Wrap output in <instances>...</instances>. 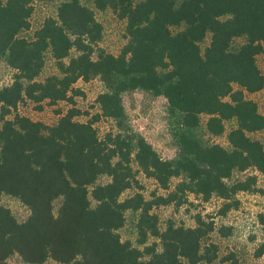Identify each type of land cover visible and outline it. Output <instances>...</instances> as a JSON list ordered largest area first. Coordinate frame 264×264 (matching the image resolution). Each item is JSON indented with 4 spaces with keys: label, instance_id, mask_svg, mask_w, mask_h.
<instances>
[{
    "label": "trees",
    "instance_id": "16d2710c",
    "mask_svg": "<svg viewBox=\"0 0 264 264\" xmlns=\"http://www.w3.org/2000/svg\"><path fill=\"white\" fill-rule=\"evenodd\" d=\"M92 3L61 1L25 38L32 0H0V61L15 71L0 87V200L15 198L28 210L18 221L0 203V264H12L13 256L25 264H224L210 238L212 217L198 213L192 226L172 219L162 226L154 211L178 210L194 196L221 200L225 215L238 208L239 194L264 196V146L251 137L264 133V115L246 97L264 89L257 64L264 0ZM95 10L124 22L125 43L116 55L100 47ZM236 39L243 42L233 48ZM47 54L57 74L38 81ZM93 79L103 86L97 113L80 122L74 98L83 93L75 85ZM137 91L166 100L173 157L162 158L125 127L123 98ZM25 99L38 109L44 102L70 107L46 124L15 112ZM101 120L115 124L102 137L94 127ZM200 130L226 134L227 146L210 143ZM140 174L156 185L149 198ZM127 191L134 193L123 197ZM127 213L136 215L133 241L119 234ZM219 232L226 237L231 228ZM255 256H264V237Z\"/></svg>",
    "mask_w": 264,
    "mask_h": 264
},
{
    "label": "rangeland",
    "instance_id": "374dc122",
    "mask_svg": "<svg viewBox=\"0 0 264 264\" xmlns=\"http://www.w3.org/2000/svg\"><path fill=\"white\" fill-rule=\"evenodd\" d=\"M61 1L63 0H32L31 27L28 31L22 32L21 36L31 38L33 31L41 25L46 17L55 15L56 8ZM82 2L90 7L93 6V0H82ZM95 17L103 26V39L100 47L108 53L118 54L125 43L124 22L120 21L109 10H95ZM208 41L207 39L202 46L207 45ZM242 42V39H236L232 47L235 48ZM257 64L264 74V53L257 57ZM14 73L15 71L4 61H0V87L9 85L13 80ZM54 74H57L54 61L51 55L47 54L45 66L37 80L42 81L47 76ZM75 87L83 93V95L74 98L75 107L82 113L81 116L77 117V120L84 122L91 115L97 113L94 100L103 90V86L97 79H93L87 83L78 81ZM246 97L256 102L259 112L264 115V89L257 93L246 95ZM123 106L125 109V127L132 133L143 136L162 158L173 157L175 151L167 128L166 100L162 97L151 98L137 91L124 96ZM41 107V109H38L37 104L25 99L19 103L15 112L35 121L52 124L58 119L56 111L65 112L70 107V104L59 102L56 105H49L44 102ZM86 113L89 114L86 115ZM114 126L115 124L111 120H101L94 125L100 137L113 129ZM231 127L232 122H228L226 124V132ZM200 133L210 143L227 146L226 134L221 137H209L203 130H200ZM251 137L261 141L264 146V133L251 134ZM243 175L236 174L234 178H241ZM107 181V177H102L99 182L106 183ZM139 181L144 187L141 192L146 198H149L150 194L157 190L153 180L144 177L142 174L139 175ZM259 185L264 188V178L261 176H259ZM133 193L134 191H127L123 197ZM158 194H163V191L158 190ZM236 199L239 203L238 208L227 212L225 215L220 214L223 205L221 200L212 198L204 203L194 196L189 197L188 205L186 204L178 210L173 206H165L155 209L154 212L158 214L162 226L169 219L177 223H184L186 226H192L194 223L193 217L198 213L204 217H212L215 223V231L210 235V238L212 242L219 246V257L227 259L224 264H264V256H255V249L264 237V196L243 193L239 194ZM0 203L9 208L18 221H23L28 216V210L15 198L2 197ZM135 216L133 213H127L126 223L119 230L123 240H134ZM222 227L231 228V234L222 237L219 232ZM9 261L12 264H25L17 256H13Z\"/></svg>",
    "mask_w": 264,
    "mask_h": 264
}]
</instances>
